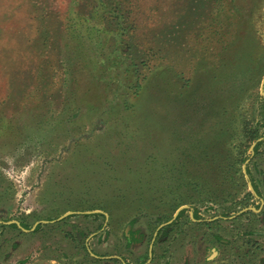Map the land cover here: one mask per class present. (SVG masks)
I'll use <instances>...</instances> for the list:
<instances>
[{
  "label": "rangeland",
  "instance_id": "rangeland-1",
  "mask_svg": "<svg viewBox=\"0 0 264 264\" xmlns=\"http://www.w3.org/2000/svg\"><path fill=\"white\" fill-rule=\"evenodd\" d=\"M263 79L264 0H0V264H264Z\"/></svg>",
  "mask_w": 264,
  "mask_h": 264
},
{
  "label": "flooded vegetation",
  "instance_id": "flooded-vegetation-1",
  "mask_svg": "<svg viewBox=\"0 0 264 264\" xmlns=\"http://www.w3.org/2000/svg\"><path fill=\"white\" fill-rule=\"evenodd\" d=\"M259 146V144L258 145H256V149H255V152L257 153V147ZM257 192V191H256ZM257 197H258V199H259V207L257 208V209H255V211H252V210H250L249 212H250V214L252 213V212H258V213H256V215H255V217H260L259 219H260V222H261V224H264V199L262 198L263 196H262V194L259 192H257ZM193 212H195V211H193ZM180 214V213H179ZM71 215H73V214H71ZM180 216L178 215L177 216V218H175L176 220L179 218ZM238 218L239 217H236V216H229L228 218H222L223 220H229L230 222H231V225H230V227H232V228H234V238L233 239H230L229 238V240L228 241H223L221 238H219L215 233H213L212 235H210V237H211V240H213V242L214 243H216V244H218V243H223V244H225V247L227 246V247H229V252H232V251H230V250H233L234 248L232 247L233 245H235V244H237V243H240V245L241 244H244V253H243V255L242 256H245V254H247L248 253V251H249V249H248V247L250 248V249H255V250H258V248H259V244H261L262 243V241L259 239V238H257V237H260V238H262L263 236H264V232L260 229V230H258V229H256V232H249L248 231V226H247V224L245 225V227H244V230L245 231H241V230H238V229H236L237 228V226H238V224H235L236 222H237V220H238ZM248 219L249 218H244V222H248ZM213 221H211V222H203V220H200V222L199 223H195L196 225L197 224H208V226H211V227H213V228H215L217 225H218V218H216V217H214L213 219H212ZM220 221V220H219ZM199 225H197V226H199ZM236 226V227H235ZM239 236V237H238ZM248 236H255V238H253L254 240H249V239H247V237ZM152 242H153V240H152ZM152 242H151V245H152ZM259 243V244H258ZM151 245H150V248H149V250L151 249ZM217 248H213L212 249V252H211V254L212 253H214V254H217ZM151 252V251H150ZM150 252H149V254H148V258L150 259L151 258V254H150ZM252 252V251H251ZM145 264V263H144Z\"/></svg>",
  "mask_w": 264,
  "mask_h": 264
},
{
  "label": "water",
  "instance_id": "water-1",
  "mask_svg": "<svg viewBox=\"0 0 264 264\" xmlns=\"http://www.w3.org/2000/svg\"><path fill=\"white\" fill-rule=\"evenodd\" d=\"M263 85H264V79H263V81H262V89H263ZM262 95H263V93H262ZM263 96H264V95H263ZM258 141H260V139H259ZM254 146H255V143L253 144L252 149L254 148ZM250 188H251V186H250ZM183 209H185V207L179 208V209L176 211V213H175L174 217L172 218V220H170V221L167 222L166 224H170V223H171V222H172V221L178 216V214H179ZM250 210L255 211V209H250ZM71 214H73V213H67V214L61 216L58 220H62V219H64L65 217H67V216H69V215H71ZM43 223H44V222H43ZM6 224H7V225H9V224H14V225L17 226L20 230H22V231H24V232H27V231L24 230V229L19 225V223H17V222H8V223H6Z\"/></svg>",
  "mask_w": 264,
  "mask_h": 264
},
{
  "label": "crops",
  "instance_id": "crops-1",
  "mask_svg": "<svg viewBox=\"0 0 264 264\" xmlns=\"http://www.w3.org/2000/svg\"><path fill=\"white\" fill-rule=\"evenodd\" d=\"M196 213V218L194 216V214ZM181 216V214H179ZM189 220L193 223H199L200 222V219H199V216H198V212H193L191 211L190 214H189ZM213 221L212 219L209 220V222ZM199 225V224H197Z\"/></svg>",
  "mask_w": 264,
  "mask_h": 264
},
{
  "label": "trees",
  "instance_id": "trees-1",
  "mask_svg": "<svg viewBox=\"0 0 264 264\" xmlns=\"http://www.w3.org/2000/svg\"><path fill=\"white\" fill-rule=\"evenodd\" d=\"M180 216V215H179ZM195 218H196V213L194 214ZM14 226V225H13ZM22 226V225H21ZM23 228H25L24 226H22ZM37 230V228L35 229V231Z\"/></svg>",
  "mask_w": 264,
  "mask_h": 264
}]
</instances>
